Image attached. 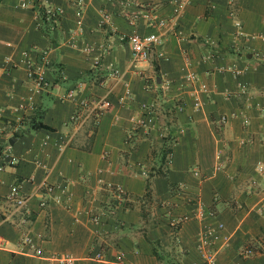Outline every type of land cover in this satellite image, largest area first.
<instances>
[{
  "label": "crops",
  "instance_id": "obj_1",
  "mask_svg": "<svg viewBox=\"0 0 264 264\" xmlns=\"http://www.w3.org/2000/svg\"><path fill=\"white\" fill-rule=\"evenodd\" d=\"M36 3L60 10L47 33L0 0V264H264V0H186L174 30L148 17L175 0ZM150 31L130 61L126 35ZM12 188L26 200L7 216Z\"/></svg>",
  "mask_w": 264,
  "mask_h": 264
},
{
  "label": "built area",
  "instance_id": "obj_2",
  "mask_svg": "<svg viewBox=\"0 0 264 264\" xmlns=\"http://www.w3.org/2000/svg\"><path fill=\"white\" fill-rule=\"evenodd\" d=\"M186 0H175V5L173 8V14L170 15L168 18H162V17H156V16H150L148 17L149 21L151 23H154L156 26L163 27L166 23L168 24V27L171 30H174V18L176 15L180 13L182 10V7ZM16 3L18 5L24 6L28 5L30 3V0H16ZM60 10L57 7H51V6H45L44 13L46 16V19L50 20L51 22H54L57 20ZM147 16V15H146ZM168 20V21H167ZM167 21V22H166ZM166 24V25H167ZM160 40V35L156 32H146V33H138V32H131L126 35V42L129 46V58L130 61H141L147 59L150 50L153 48L155 44H157ZM33 71L31 67L28 70V74L32 75ZM35 82L37 85H39L42 82V76L40 71L36 73ZM185 77L188 81H193L194 76L192 73L187 72L185 74ZM203 89L205 88L204 84L202 83L200 85ZM72 90H68L65 94V96H69L71 94ZM124 94L127 96L129 95L128 90L124 91ZM109 104V101L105 98H94V99H84L81 98L79 100V105H81L85 109V114H89L90 112L94 111L95 113L99 111V109L106 107ZM85 116V115H83ZM154 113L151 107L148 105L142 106V113L141 115L136 119L135 123L138 126H148L152 124ZM78 117V115L76 116ZM221 120H224V117H221ZM14 162V157L10 156L8 158V163ZM262 164H258V169H262ZM194 174H197V170H193ZM53 188V185L50 183H47L46 181H41L38 184L37 191L39 192L38 196V203L40 205H44L46 198L45 193H49ZM40 189V190H39ZM7 197L11 200V207L8 211L7 216H11L15 212H19L20 209L25 204L26 196L19 194L16 189L12 188ZM52 199L55 202L63 203L65 200H62L60 195L58 194H52ZM65 204V203H64ZM197 213L199 215L202 214V209L198 208ZM220 225V224H219ZM23 241L27 244H29L31 247H33L34 252H38V249L33 246L31 243V240L29 237H23ZM4 243L3 238L0 235V246ZM250 252L249 248L244 249V253L248 254ZM204 261L197 263V264H212L211 261V254L205 253L203 254ZM53 259L56 261L57 264H72L71 258L65 256V255H56L52 256ZM94 257H100V254L98 252L94 253Z\"/></svg>",
  "mask_w": 264,
  "mask_h": 264
},
{
  "label": "trees",
  "instance_id": "obj_3",
  "mask_svg": "<svg viewBox=\"0 0 264 264\" xmlns=\"http://www.w3.org/2000/svg\"><path fill=\"white\" fill-rule=\"evenodd\" d=\"M30 4L32 7H35L37 10V15L40 19V23H39V27L41 28V30L43 32H48L49 27L52 25L53 22H51L50 20L46 19L45 13H44V8L46 5H39L36 3V0H31ZM38 115V113H37ZM39 116V115H38ZM29 127H45V128H49V126H46L44 123H42L40 120H35V121H30L29 123ZM169 151V146L164 145V143L161 145L160 148V158H162L164 156L165 153H167ZM155 173H162L160 170H154ZM146 186H147V181H146Z\"/></svg>",
  "mask_w": 264,
  "mask_h": 264
}]
</instances>
